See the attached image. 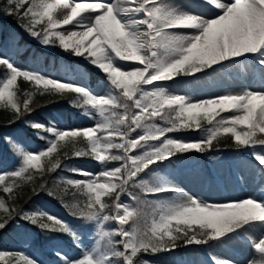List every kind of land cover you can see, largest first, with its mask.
I'll return each mask as SVG.
<instances>
[{
  "label": "snow or ice",
  "instance_id": "snow-or-ice-1",
  "mask_svg": "<svg viewBox=\"0 0 264 264\" xmlns=\"http://www.w3.org/2000/svg\"><path fill=\"white\" fill-rule=\"evenodd\" d=\"M200 6L214 15L196 14L174 0H0V13L15 17L40 45L84 58L106 78L105 94L97 95L87 86L21 68L0 52V109L11 112L9 123L23 121L42 142L33 150L12 136L3 138L17 165L0 172V230L19 218L42 232L69 236L79 254L56 246L55 264H151L142 254L190 245L207 246L211 264H240L216 252L234 238L253 249L246 264H264V190L260 197L213 203L159 171L165 162L203 154L226 137L228 147L249 154V167L264 181V88L193 100L163 83L229 67L244 72L251 62L264 85V0H200ZM20 79L31 90H21ZM37 95L71 97L70 106L93 123L61 128L55 121L26 119L39 106L33 103ZM183 131L200 135H169ZM80 158L94 160L100 170L65 163ZM64 171L72 175L57 174L51 186L45 179ZM28 184L33 195L58 199L91 227V245L43 206L20 207V191ZM109 222L116 227L107 228ZM0 262L44 264L23 250H0Z\"/></svg>",
  "mask_w": 264,
  "mask_h": 264
},
{
  "label": "rangeland",
  "instance_id": "rangeland-1",
  "mask_svg": "<svg viewBox=\"0 0 264 264\" xmlns=\"http://www.w3.org/2000/svg\"><path fill=\"white\" fill-rule=\"evenodd\" d=\"M196 1L197 0H174V2L179 5H187L188 7L194 6L199 12L204 11L207 13V15L205 14L206 17L214 15V13L209 12L208 9L201 7L200 3L198 6ZM0 25V28H5L7 31L5 37L6 49L0 47V52L7 53L14 58L11 45L17 41L15 30L6 23H0ZM37 45L38 47L51 48L42 46L39 43H37ZM16 63L21 68L37 71L31 65H22V63L17 61ZM212 73L213 72L209 71L207 75L197 74L196 77L178 76L173 81L163 83L168 89L171 86L180 85L181 87L174 94L186 95L193 100L208 99L210 97L223 95L226 92H237L244 87H250L254 90L262 89L258 88V85L262 84L259 75L253 73L251 62L248 63L244 72H241L238 67H229L222 70V72H217L215 76L211 77ZM45 75L57 80H68L75 84L87 86L97 95H103L106 92V83H96L94 86H89L87 79L79 73L65 75L62 69H57L50 70ZM222 78L227 79L219 81ZM208 88L210 89L204 91ZM201 92L203 96L202 94L200 95ZM196 94L199 98L194 99ZM224 115L228 114L225 113ZM46 120L47 122L50 120L55 121L61 128L87 127L93 123L92 120L87 119L82 114L69 122L65 110L60 105L55 106L51 112L46 115ZM169 135L181 139L195 140L199 138L200 133L195 131H183L171 133ZM4 137L6 136H0V172H6L8 169H13L17 165V157L13 154L8 143L3 139ZM12 137L26 142L33 150L42 146L41 143H36L30 139L29 136H26L22 128H18ZM250 159L251 157L245 151H237L232 155L226 153L214 154L210 151L203 154L191 152L179 155L177 158H173L171 162H165L159 171L161 175H167L177 187L189 194L213 203H223L229 200L244 199L249 195L257 197L262 195L264 181H262L249 167ZM73 166L91 172L100 170L99 165L92 159L84 162H76ZM174 195L173 193L164 194L166 198H173ZM122 200L128 201V197L122 196ZM36 206H43L48 211L65 220L62 213L42 202H38ZM80 227L82 228V232H79L84 237V243L86 245H91L93 242L90 238V233L92 231L91 227L84 226L82 222ZM106 227L111 229L116 227V225L109 222ZM18 229L20 233V244L10 248L8 251L23 250L34 257H38L44 264H55L54 257H50L48 251L52 252L53 248L56 246L63 247V249L72 256L79 254V249H76L72 242L68 245L60 239L51 241V244L46 247V251L40 253L41 251L36 250L31 244L36 235L35 230L21 224L18 226ZM260 234L261 230L257 229L254 235L258 238ZM208 251L209 249L205 245H190L185 247L182 259L168 256L163 253L143 255V258L149 260L151 264H211L207 255ZM216 252L223 257L235 259L239 261L240 264H246V261L254 256L253 249L246 244L245 240L239 238H234L220 245L216 249Z\"/></svg>",
  "mask_w": 264,
  "mask_h": 264
},
{
  "label": "trees",
  "instance_id": "trees-1",
  "mask_svg": "<svg viewBox=\"0 0 264 264\" xmlns=\"http://www.w3.org/2000/svg\"><path fill=\"white\" fill-rule=\"evenodd\" d=\"M0 23H6L14 28L16 33L17 42L13 44V52L15 55V61H18L22 64H29L34 69L38 70L42 74H46L50 70L62 69L65 75H69L70 73H79L85 76L88 79L89 86H94L96 83H106L105 75L98 71L96 68L89 65L88 61L84 58L74 57L69 53L61 50L59 47H52L51 50L38 47L37 41L31 38L26 32L23 31L18 26L17 20L13 16L4 15L0 13ZM7 34V31L2 28L0 29V45L5 46L4 39ZM70 69V70H69ZM18 87L21 90H31L32 85L29 82H25L22 79L18 81ZM22 98V97H21ZM69 98H57L49 95L40 96L37 95L33 101L34 105H39L34 108V111L26 117L29 120H39L43 123H46V114L50 113L51 110L56 105H61L66 113L68 121H71L73 117H78L81 113V109H77L75 107L70 106ZM12 119V114L10 111L0 109V136H12L16 132L18 128H22L25 132L26 136H29L36 143H42L41 141L36 139L35 132L28 128L27 125L23 121H16L15 123H9ZM231 141L228 138H221L219 141V145H214V148L211 150L214 153L219 151L227 152V153H235L236 150L234 147H228ZM87 160H91L89 158H80L74 160L65 161L66 164L71 166L76 162H84ZM12 169H8L10 171ZM6 171V172H7ZM59 175L63 176H71L72 174L64 171L58 173H52L49 176H46L45 179L49 181V185L51 186V182L55 179V177ZM0 195H3L0 193ZM38 202H42L51 208L58 210L60 213L65 215V217L69 220L72 226H74L78 231L82 232L81 221L75 219L71 215L68 214L67 210L62 207L58 199H54L53 197L47 195L44 192H40L38 196L32 194V185H24L20 191V199L18 200V204L20 207L25 210H30L36 207ZM26 225L35 230L36 236L32 240L31 244L35 249H40V251H46V247L51 244L53 240H62L67 244L71 243V238L64 234L58 233H47L42 232L39 228L28 224L27 222L17 220L10 224L6 230H0V250L7 251L8 248L19 245L20 243V233L18 226ZM184 246L177 248L174 251L170 252H160L156 254H165L168 256H175L178 258L182 257ZM49 255L52 256V252L48 251ZM142 255H154L151 253L142 254ZM2 264V262H0Z\"/></svg>",
  "mask_w": 264,
  "mask_h": 264
},
{
  "label": "bare ground",
  "instance_id": "bare-ground-1",
  "mask_svg": "<svg viewBox=\"0 0 264 264\" xmlns=\"http://www.w3.org/2000/svg\"><path fill=\"white\" fill-rule=\"evenodd\" d=\"M186 2H188V1H186ZM196 3H198L197 5L199 6L200 0H197ZM191 4H192V3H191ZM192 5H195V4H192ZM183 7H184L186 10H188V11L198 12V13H196V14H200V15H204V16L207 15V13H205L204 11H200V12H202V13H200V12L198 11V9H197L196 7H194V6H190V7H188L187 5H183ZM205 14H206V15H205ZM68 27H71V26H68ZM217 72H222V71H221V70H218V71H216V72H213L212 75H211V77H212V76H215V75L217 74ZM210 74H211V73H210ZM226 79H227V78H222V79H220L219 81H221V80H226ZM202 82H204V81H202ZM258 86H259L258 88H263V85H258ZM180 87H181L180 85L171 86V87L169 88V91H171L172 93H175ZM209 89H210V88L205 89L204 91H207V90H209ZM204 91H202V92H204ZM202 92L200 93V95L202 94ZM202 96H203V94H202ZM197 98H199V96L196 94V95L194 96V99H197Z\"/></svg>",
  "mask_w": 264,
  "mask_h": 264
}]
</instances>
